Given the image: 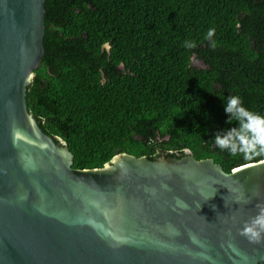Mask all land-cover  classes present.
Masks as SVG:
<instances>
[{"label": "water", "instance_id": "water-1", "mask_svg": "<svg viewBox=\"0 0 264 264\" xmlns=\"http://www.w3.org/2000/svg\"><path fill=\"white\" fill-rule=\"evenodd\" d=\"M44 4L0 0V264H264V244L239 235L264 200V159L227 172L190 149L121 152L81 169L40 127L27 89L45 54ZM257 186L251 203L234 201Z\"/></svg>", "mask_w": 264, "mask_h": 264}, {"label": "trees", "instance_id": "trees-1", "mask_svg": "<svg viewBox=\"0 0 264 264\" xmlns=\"http://www.w3.org/2000/svg\"><path fill=\"white\" fill-rule=\"evenodd\" d=\"M44 5L45 54L27 104L68 143L75 168H102L121 152L157 159L190 149L227 172L262 159L233 157L213 139L237 126L224 110L232 95L264 114V0Z\"/></svg>", "mask_w": 264, "mask_h": 264}, {"label": "clouds", "instance_id": "clouds-1", "mask_svg": "<svg viewBox=\"0 0 264 264\" xmlns=\"http://www.w3.org/2000/svg\"><path fill=\"white\" fill-rule=\"evenodd\" d=\"M214 29H210L208 37L214 35ZM188 48H194L195 42H186ZM225 112L228 114V123L236 122L237 126L222 132H217L214 137L216 146L226 150L229 155L243 156L244 159L253 161L256 158L264 159V114L255 112L244 106L243 100L238 95L228 97L225 103ZM239 183V181H237ZM167 187V185H163ZM229 191H239L225 186ZM260 195L259 186L252 190V196L246 197L241 194L234 201L240 205L251 203L253 197ZM214 196V195H213ZM180 207L187 208L188 205L177 201ZM227 206V202H225ZM215 208V206H213ZM258 212L243 223L239 229V235L245 237L251 244H264V200L256 204ZM231 246V245H230ZM211 259L210 257H204Z\"/></svg>", "mask_w": 264, "mask_h": 264}, {"label": "flooded vegetation", "instance_id": "flooded-vegetation-1", "mask_svg": "<svg viewBox=\"0 0 264 264\" xmlns=\"http://www.w3.org/2000/svg\"><path fill=\"white\" fill-rule=\"evenodd\" d=\"M194 64L196 65H202V66H205V63L203 62V60L201 59H197L196 57L194 58Z\"/></svg>", "mask_w": 264, "mask_h": 264}]
</instances>
